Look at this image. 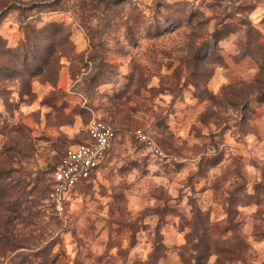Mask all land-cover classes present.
I'll return each mask as SVG.
<instances>
[{
  "label": "rangeland",
  "instance_id": "rangeland-1",
  "mask_svg": "<svg viewBox=\"0 0 264 264\" xmlns=\"http://www.w3.org/2000/svg\"><path fill=\"white\" fill-rule=\"evenodd\" d=\"M0 264H264V0H0Z\"/></svg>",
  "mask_w": 264,
  "mask_h": 264
},
{
  "label": "built area",
  "instance_id": "built-area-1",
  "mask_svg": "<svg viewBox=\"0 0 264 264\" xmlns=\"http://www.w3.org/2000/svg\"><path fill=\"white\" fill-rule=\"evenodd\" d=\"M132 135L140 144L151 148L156 154L160 153L142 130H134ZM116 136V130L111 124L92 119L86 126L85 139L69 145L64 150L52 172L46 194L47 202L56 213L63 212L78 186L97 173Z\"/></svg>",
  "mask_w": 264,
  "mask_h": 264
},
{
  "label": "trees",
  "instance_id": "trees-1",
  "mask_svg": "<svg viewBox=\"0 0 264 264\" xmlns=\"http://www.w3.org/2000/svg\"><path fill=\"white\" fill-rule=\"evenodd\" d=\"M109 124H110V123H109ZM114 129H115V128H114ZM115 130H116V129H115ZM116 134H117V131H116ZM84 139H85V137H83V139L80 140V141H78V142H82ZM76 143H77V142H76ZM63 152H64V151H63ZM63 152H62V153H63ZM109 153H110V151H109ZM109 153H108V154H109ZM107 157H108V155H107ZM107 157H106V159H107ZM106 159H105V161L103 162L102 166L105 164ZM102 166H101V167H102ZM90 179H92V177H91ZM90 179H88L85 183H83L82 185H80V186H78V187H81V186H83L84 184L88 183ZM47 192H48V190H47ZM47 192H46V194H47Z\"/></svg>",
  "mask_w": 264,
  "mask_h": 264
}]
</instances>
